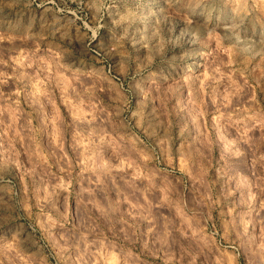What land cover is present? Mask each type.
<instances>
[{
    "label": "rangeland",
    "instance_id": "obj_1",
    "mask_svg": "<svg viewBox=\"0 0 264 264\" xmlns=\"http://www.w3.org/2000/svg\"><path fill=\"white\" fill-rule=\"evenodd\" d=\"M0 264H264V0H0Z\"/></svg>",
    "mask_w": 264,
    "mask_h": 264
},
{
    "label": "bare ground",
    "instance_id": "obj_2",
    "mask_svg": "<svg viewBox=\"0 0 264 264\" xmlns=\"http://www.w3.org/2000/svg\"><path fill=\"white\" fill-rule=\"evenodd\" d=\"M197 65V63H190L189 64V68H193V67H195Z\"/></svg>",
    "mask_w": 264,
    "mask_h": 264
}]
</instances>
